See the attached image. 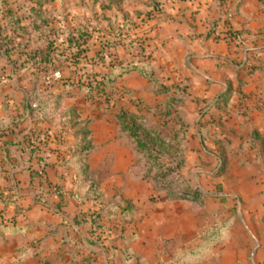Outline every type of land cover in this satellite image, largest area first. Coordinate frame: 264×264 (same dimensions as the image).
Instances as JSON below:
<instances>
[{
	"label": "crops",
	"instance_id": "crops-1",
	"mask_svg": "<svg viewBox=\"0 0 264 264\" xmlns=\"http://www.w3.org/2000/svg\"><path fill=\"white\" fill-rule=\"evenodd\" d=\"M77 2L73 8L58 0H0V8L24 24L39 7L56 17L48 28L60 25L58 17L71 29L85 27L91 36L84 54H102L93 66L97 75L110 57L136 53L124 41L142 40L158 82L185 87L177 105L188 123L182 170L204 197L197 203L157 192L143 176L134 147L120 136L118 103L134 111L133 101L166 99L137 70L118 76L119 98L110 107L81 92L64 96L61 105L90 118L93 147L86 161L104 193L103 204L128 201L132 208L104 217L112 239L94 243L85 219L99 203L73 194L77 166L70 145L76 128L64 125L61 143L56 136L61 126L36 121L28 108L36 89L59 86L47 87L44 73L12 48L0 53V264H264V0ZM7 21L0 11V41L13 34ZM115 23L120 29L112 28ZM51 38L60 43L63 36L33 34L30 46ZM60 57L53 55L57 65L49 64V71L75 77ZM37 130L46 137L34 147L26 138ZM62 153H68L67 167ZM220 222L226 227L218 242L198 255L189 252Z\"/></svg>",
	"mask_w": 264,
	"mask_h": 264
},
{
	"label": "trees",
	"instance_id": "trees-1",
	"mask_svg": "<svg viewBox=\"0 0 264 264\" xmlns=\"http://www.w3.org/2000/svg\"><path fill=\"white\" fill-rule=\"evenodd\" d=\"M0 9L3 16L8 19V26L13 33L10 36L1 37L3 40L0 41V53L8 54L12 48H15L19 55H26L25 61L31 63L33 70L45 75L49 71V64L54 63L53 55L58 52L62 57L60 64H66L76 71L75 77L62 74L56 79L51 87L58 85L57 91L46 87L36 89L28 108L36 121H48L53 127L70 125L76 128L73 133L75 140L70 145V152L77 166V189L73 194L99 203L98 208L94 209L89 218L85 219L91 225L90 234L94 243L102 246L107 240L112 239L108 237L111 227L104 222V217H112L116 213L121 216L130 212L132 208L128 201H123L122 204H103L104 193L100 190L98 181L94 178L86 161L87 154L93 147L90 131L86 127L90 118H81L72 106L61 105V99L64 96L81 92L92 101H102L107 106L115 105L119 94L115 91L114 84L118 76L127 71L137 70L152 82L155 92L166 95L163 103L164 115L159 123L165 127L170 116L174 115L176 125L170 131L153 128L158 123L148 116L151 107L136 114L126 105L118 103L114 115L120 136L134 147L136 161L141 160L147 168L143 176L153 181L156 191H164L171 199L202 202L204 197L202 189L198 185L189 183L181 171L185 162L183 149L186 144L188 123L182 118L177 105L185 97V87H179L174 83L165 85L158 82L159 78L154 75L153 65L144 53L142 40L124 41L122 44L129 50H135L136 53L128 51L127 55L110 57L106 71L97 75L93 66L97 63L98 56L102 54L100 50L97 52V58L84 54L83 44L91 36V32L85 27L80 25L71 29L65 26L58 17L60 25L56 28H48L49 23L56 17L46 14L39 7L32 9L33 18L25 24L22 23L21 17L13 15L10 9ZM125 25L127 24L124 20L123 26ZM112 28L120 29V25L115 23ZM33 34L37 39H41L44 35L49 36V34L62 35L63 39L60 43H56L55 39L51 38L43 45L31 47L30 38ZM18 36L21 39L17 40ZM172 89H174L173 93H171ZM9 121L15 122L16 120ZM45 137L41 131L37 130L35 133L29 132L26 141L36 147L35 143L42 142ZM65 162L69 163L68 159ZM171 175L174 176V180L167 181L168 176ZM81 188L84 190L81 191ZM225 227L223 222L210 227L201 236L200 241L189 249V252L198 255L211 244L218 242L225 234ZM118 236L125 240L129 238L121 233Z\"/></svg>",
	"mask_w": 264,
	"mask_h": 264
},
{
	"label": "rangeland",
	"instance_id": "rangeland-1",
	"mask_svg": "<svg viewBox=\"0 0 264 264\" xmlns=\"http://www.w3.org/2000/svg\"><path fill=\"white\" fill-rule=\"evenodd\" d=\"M58 2L61 3V4H63V5L64 4L65 5H69V6L73 7V8H75V6L78 5L77 0H58ZM54 3L55 2H51V4H54ZM86 98L87 99H90L88 97H86ZM133 100H136V99H133ZM165 100L166 99H164V98L163 99L162 98L161 99H157L154 102H152V104L142 103L140 100L133 101L135 103L134 105L136 106V108H133V109H136L134 111H135L136 114H138L139 111H143L144 112V111L147 110V107H151L150 110H149L148 116L150 117V119H152L153 121H155V122L158 123V124H155L153 126V128L154 127H157V129L158 128H162V129H165L166 131H170L174 127V124L172 122H168L165 127H163V125H161L159 123L161 121V119H162V116L164 115L163 103H164ZM98 102H100V101H98ZM100 103H102V107L103 108H106V107H110L111 106L110 104H109V106H107L106 103H103L102 101ZM139 163L143 166V168H144L143 174H145L146 173V169H147L146 166L144 165V163H142L141 160H139ZM181 171L185 175V177L187 178L188 182L191 183L190 180H189V178H188V176H187V173H185L183 170H181ZM173 177L174 176H172V175L171 176H168V178H167L168 180L167 181L174 180ZM191 184H193V183H191ZM159 193H164L166 195V193L164 191H159Z\"/></svg>",
	"mask_w": 264,
	"mask_h": 264
},
{
	"label": "built area",
	"instance_id": "built-area-1",
	"mask_svg": "<svg viewBox=\"0 0 264 264\" xmlns=\"http://www.w3.org/2000/svg\"><path fill=\"white\" fill-rule=\"evenodd\" d=\"M61 75H62V73H61L60 69H54V70L46 73L44 75V78H43L44 84L47 87H51L55 83L56 79L60 78ZM56 132H57L56 136L58 137V141H60L62 143L63 140H65L66 135H67L66 129L61 126L58 128V130ZM64 151H67V150H64ZM67 155H68V153H66V155L62 153V156H61V158H62L61 160L63 161L62 165L64 167H67V164L65 162ZM44 166H45V162L41 160L40 161V168L43 169Z\"/></svg>",
	"mask_w": 264,
	"mask_h": 264
}]
</instances>
